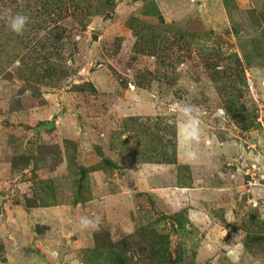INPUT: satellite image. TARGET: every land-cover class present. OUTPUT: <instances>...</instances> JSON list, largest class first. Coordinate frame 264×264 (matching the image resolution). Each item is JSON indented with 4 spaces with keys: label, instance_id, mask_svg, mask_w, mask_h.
I'll list each match as a JSON object with an SVG mask.
<instances>
[{
    "label": "rangeland",
    "instance_id": "374dc122",
    "mask_svg": "<svg viewBox=\"0 0 264 264\" xmlns=\"http://www.w3.org/2000/svg\"><path fill=\"white\" fill-rule=\"evenodd\" d=\"M0 264H264V0H0Z\"/></svg>",
    "mask_w": 264,
    "mask_h": 264
},
{
    "label": "clouds",
    "instance_id": "9594fccd",
    "mask_svg": "<svg viewBox=\"0 0 264 264\" xmlns=\"http://www.w3.org/2000/svg\"><path fill=\"white\" fill-rule=\"evenodd\" d=\"M29 22L30 17L28 15L23 12H17L8 17L6 26L13 33L23 35ZM176 106L184 117L178 127V134H182L183 136L186 145V157L191 160L198 159V153L193 150L192 145L201 141V123L202 119L207 116L208 113L201 106L184 100L177 101ZM213 115L216 118H223L225 116V110L217 109ZM76 223L81 231L99 232L102 229L103 218L99 214H85L79 216ZM125 255L127 259L132 256V249L129 248Z\"/></svg>",
    "mask_w": 264,
    "mask_h": 264
}]
</instances>
